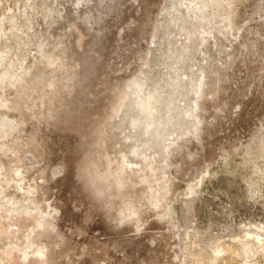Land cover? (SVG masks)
<instances>
[{
  "label": "rangeland",
  "instance_id": "obj_1",
  "mask_svg": "<svg viewBox=\"0 0 264 264\" xmlns=\"http://www.w3.org/2000/svg\"><path fill=\"white\" fill-rule=\"evenodd\" d=\"M0 264H264V0H0Z\"/></svg>",
  "mask_w": 264,
  "mask_h": 264
},
{
  "label": "bare ground",
  "instance_id": "obj_2",
  "mask_svg": "<svg viewBox=\"0 0 264 264\" xmlns=\"http://www.w3.org/2000/svg\"><path fill=\"white\" fill-rule=\"evenodd\" d=\"M169 24V23H168ZM168 26V25H167ZM169 27V26H168ZM168 37V36H167ZM166 40V39H165ZM168 40V39H167ZM195 51V50H194ZM178 74V73H177ZM181 77V76H180ZM176 84V82H175ZM181 88V87H180ZM179 89V88H177ZM182 89H180L181 91ZM158 93V92H157ZM177 93V92H176ZM178 94V93H177ZM135 96V95H134ZM162 96V95H161ZM177 98V97H176ZM148 99V98H147ZM137 100V99H135ZM159 100V98H158ZM148 102H146V104H144L142 107H140V115L139 118H137V120L133 123L134 127H140L144 121L146 120V118L152 113V111L155 109H157L156 107L153 106V103L149 100H147ZM173 102V100H172ZM134 103V102H133ZM174 103V102H173ZM171 104V103H170ZM171 106V105H170ZM173 107V105H172ZM170 108V107H169ZM175 108V105H174ZM171 111L173 112V109H171ZM171 113V112H170ZM175 113V112H174ZM171 115V114H170ZM169 116V115H168ZM174 117V116H173ZM154 120V119H153ZM164 122V121H163ZM148 124V123H147ZM154 125V123H153ZM148 128V127H147ZM150 128V126H149ZM158 133V132H157Z\"/></svg>",
  "mask_w": 264,
  "mask_h": 264
}]
</instances>
